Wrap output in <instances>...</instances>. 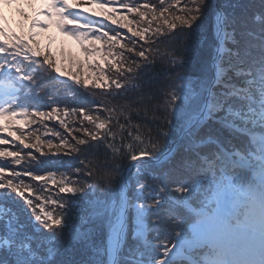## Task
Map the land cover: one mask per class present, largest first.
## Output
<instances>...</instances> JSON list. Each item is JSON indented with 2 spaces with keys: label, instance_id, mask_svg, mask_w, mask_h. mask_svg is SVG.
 <instances>
[{
  "label": "snow or ice",
  "instance_id": "6c2138e0",
  "mask_svg": "<svg viewBox=\"0 0 264 264\" xmlns=\"http://www.w3.org/2000/svg\"><path fill=\"white\" fill-rule=\"evenodd\" d=\"M4 6L19 31L0 10V225L6 221L10 245L0 248V264H102L56 260L65 232L70 245L92 248L89 219L75 223L78 194L91 197V217L108 229L107 253L120 257L109 264H264V28L257 51L224 55L237 23L224 0L212 12L216 43L192 72L176 45L212 7L208 0H0ZM53 28L78 54L42 39ZM57 83L101 90L92 94L101 101L69 107ZM148 117L161 122L156 140L142 139ZM173 120L179 144L157 154L168 135L161 128ZM241 138L245 145L235 147ZM33 152L78 154L83 167L57 179L56 171L41 174L47 161ZM117 185L119 199H105ZM26 212L31 231L19 220Z\"/></svg>",
  "mask_w": 264,
  "mask_h": 264
},
{
  "label": "trees",
  "instance_id": "16d2710c",
  "mask_svg": "<svg viewBox=\"0 0 264 264\" xmlns=\"http://www.w3.org/2000/svg\"><path fill=\"white\" fill-rule=\"evenodd\" d=\"M224 0H208V3L212 6L207 14L201 18V20L197 21V25H193L192 29H187L186 32L188 35L184 38L183 41L178 43L176 46L181 50H185L184 55L186 60L188 61V68L190 71L195 72L200 69L202 65L207 62V50L208 45L215 44L216 40L212 31V12L215 10L218 4L223 3ZM229 4V12H231L237 20L235 25V40L231 43L232 46L236 49L240 47L243 51L244 48H252L255 52L258 50L261 44V29L264 28V21L256 20L255 17L259 14L261 17H264V2L262 0H227ZM236 5L233 9L231 5ZM229 32H232V28L228 29ZM238 42V43H237ZM165 44L161 45V50L165 49ZM255 46V47H253ZM61 47H66L65 45H61ZM70 49L69 47H66ZM75 48H78L76 46ZM71 51V49H70ZM205 75L209 80L212 78V70L211 68L205 69ZM59 89L58 97L63 103H68L69 107H79L81 105H90V103H99L101 101L100 95L93 96V93H100L101 90L96 89H69L64 87L63 84L57 83L56 86ZM49 92L55 91V89L49 87L47 89ZM43 96V93L40 94ZM115 103V101H112ZM78 119V117H77ZM135 122V121H134ZM47 127L54 131H59L61 135L67 136V133L64 129L59 125L56 121L46 122ZM146 127L141 129L142 139L147 140V138L151 135V138L156 140L157 137L155 135V128L160 121H154L151 117H148L144 121H142ZM70 127L74 126L72 124ZM34 128H40V125H33ZM45 129L41 128L40 133L42 134ZM162 132H166L168 135L163 139L157 140V144L160 146L158 148V153L163 152L165 148L174 149L179 144V123L175 120L171 121L167 128H161ZM77 136L80 133H76ZM45 139H52L54 143H57L58 140L53 136H45ZM74 144L75 141H72ZM246 141L241 138L235 142V147L242 148L245 145ZM32 150H23L22 155ZM45 152L48 150L45 148ZM33 155L37 157L38 161H47V163L43 166L41 170V174H45L47 171H56L57 179H59L60 172H71L72 168L75 167H83L82 164H79L77 161L82 159L83 157L80 155H73L71 157L64 156L63 154H57L53 156L51 153H48L46 156H41L40 153L33 152ZM60 161H64L71 165V168L68 167H60ZM23 166V164L21 165ZM33 167L35 168V162L33 163ZM169 165L167 163L163 164L160 167H154L155 171H161L162 169L168 168ZM103 174V173H101ZM29 182V181H26ZM92 182V181H89ZM33 184L42 183V182H31ZM50 191L53 198L56 197V189L54 186H50ZM43 195H48L49 193H42ZM121 194V188L117 185L110 192L105 193V199L108 200H118ZM67 199H72L70 196L66 197ZM77 204L79 205V209L74 212L75 223L80 225L84 218H88L89 222L83 225L84 229L90 230V239L92 243V248H86L83 242L69 244L70 237L68 233L65 232V235L56 242L54 247L58 249V255L56 256L57 261H65V262H79L81 260H99L102 264H109V255L107 253L108 247V239L109 232L106 227L103 226V222L99 219H93L91 217V213L93 212V208L87 202L91 199L90 196H86L84 194H78L75 198ZM22 203V202H21ZM47 207H51V205H47ZM75 207V206H74ZM57 214L61 211L60 209L54 210ZM31 216L30 212H26L19 217L21 223L28 225V231H31V221L28 217ZM8 233L6 231V221L5 224L0 225V248H8L10 245L4 244L3 240L7 239ZM41 242L49 243L44 239V237H40ZM132 246L131 234H129V239L127 245L125 247ZM119 256H117L116 260H119Z\"/></svg>",
  "mask_w": 264,
  "mask_h": 264
},
{
  "label": "rangeland",
  "instance_id": "374dc122",
  "mask_svg": "<svg viewBox=\"0 0 264 264\" xmlns=\"http://www.w3.org/2000/svg\"><path fill=\"white\" fill-rule=\"evenodd\" d=\"M44 7V5L42 4V3H37L36 4V8L37 9H41V8H43ZM0 10H2L3 12H4V14L6 15V16H8V18H9V20L10 21H12V27H13V29L14 30H17V31H19V29H18V27H17V25H16V23H15V20H16V17H15V14H14V11L12 10V9H10V8H8L7 6H4L2 9H0ZM52 30H54L55 32L51 35V38H53V39H55L56 40V45H54V47H56V48H59V47H61V45H65L66 47H69L70 49H71V51H73V52H76L77 54H78V52H79V50H78V48H75L76 47V45H75V43L73 42V41H70V40H68L67 38H65V37H61L60 35H59V33L53 28ZM233 41H225V47L222 49L223 50V52H226V51H228L229 49H232V50H234L233 49V47H232V43ZM69 49V50H70ZM225 54V53H224ZM225 55H227V54H225ZM231 73V72H230ZM108 243H109V239H108ZM110 257L111 256H109V261H110Z\"/></svg>",
  "mask_w": 264,
  "mask_h": 264
},
{
  "label": "bare ground",
  "instance_id": "6f19581e",
  "mask_svg": "<svg viewBox=\"0 0 264 264\" xmlns=\"http://www.w3.org/2000/svg\"><path fill=\"white\" fill-rule=\"evenodd\" d=\"M55 31L54 30H50L48 33H46L43 37H42V39L44 40V41H47L49 38H51V35L54 33ZM233 47V46H232ZM233 49L235 50V48L233 47ZM222 53L224 54H227L228 53V51H226V52H223V50H222ZM224 54V55H225ZM228 75L229 76H231L232 75V73H228Z\"/></svg>",
  "mask_w": 264,
  "mask_h": 264
},
{
  "label": "water",
  "instance_id": "95a60500",
  "mask_svg": "<svg viewBox=\"0 0 264 264\" xmlns=\"http://www.w3.org/2000/svg\"><path fill=\"white\" fill-rule=\"evenodd\" d=\"M117 258V256L116 257H110V260H112V259H116Z\"/></svg>",
  "mask_w": 264,
  "mask_h": 264
}]
</instances>
